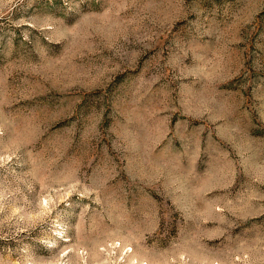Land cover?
Masks as SVG:
<instances>
[{
    "label": "rangeland",
    "instance_id": "rangeland-1",
    "mask_svg": "<svg viewBox=\"0 0 264 264\" xmlns=\"http://www.w3.org/2000/svg\"><path fill=\"white\" fill-rule=\"evenodd\" d=\"M0 264H264V0H0Z\"/></svg>",
    "mask_w": 264,
    "mask_h": 264
}]
</instances>
